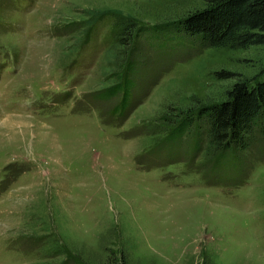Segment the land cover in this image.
Returning a JSON list of instances; mask_svg holds the SVG:
<instances>
[{
	"label": "rangeland",
	"instance_id": "374dc122",
	"mask_svg": "<svg viewBox=\"0 0 264 264\" xmlns=\"http://www.w3.org/2000/svg\"><path fill=\"white\" fill-rule=\"evenodd\" d=\"M204 5L0 0V264H264L259 146L180 124L264 78V46L179 30Z\"/></svg>",
	"mask_w": 264,
	"mask_h": 264
},
{
	"label": "trees",
	"instance_id": "16d2710c",
	"mask_svg": "<svg viewBox=\"0 0 264 264\" xmlns=\"http://www.w3.org/2000/svg\"><path fill=\"white\" fill-rule=\"evenodd\" d=\"M203 1L201 9L188 13L178 24L201 47L264 46V0ZM121 89L127 94L124 83ZM200 121L205 124L208 147L219 153L217 159L237 156L253 146H259L258 153L264 157V78L235 80L224 99L198 107L180 124L187 129ZM204 257V264H215Z\"/></svg>",
	"mask_w": 264,
	"mask_h": 264
}]
</instances>
